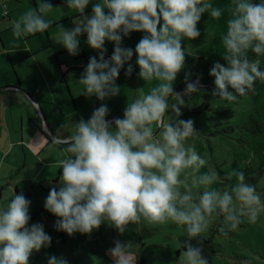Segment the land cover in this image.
<instances>
[{
	"label": "clouds",
	"instance_id": "1",
	"mask_svg": "<svg viewBox=\"0 0 264 264\" xmlns=\"http://www.w3.org/2000/svg\"><path fill=\"white\" fill-rule=\"evenodd\" d=\"M90 4L91 12L85 15ZM54 9L77 14L74 27H60L54 42L75 56L84 35L87 46L97 53L89 57L76 81L82 86L80 94L99 101L119 95L115 81L125 65V76L131 75L134 54L138 78L144 85L157 82L147 92L144 87L135 91L122 118L108 120L109 109L101 104L87 121L71 124L70 136L56 133L51 143L44 138L50 145H68L64 158L57 161L59 183L44 201L45 210L58 218L54 229L68 236L90 235L103 223L123 234L141 221L150 225L172 221L191 240L204 238L216 216L222 215L229 231L245 219L249 224L259 222L264 198L246 182L243 172L230 173L235 182L224 188H213L224 183L217 171L200 173L206 160L189 143L199 133L193 120L180 119L181 110L191 107L185 97L203 94L199 79L186 76L182 92L173 88L191 52L182 42L201 35L197 24L204 13L218 20L223 9L211 0H64L62 7L36 0V8L11 23L13 37L19 40L47 30L51 21L45 15ZM227 11L226 33L221 37L226 63L215 62L209 76L214 78L213 97L236 101L253 91L258 80L264 81L259 60L248 57L249 50L264 56V0H230ZM133 32L144 33L135 48L122 46L123 38ZM106 42L113 44L107 59ZM182 173L191 177L190 183ZM30 205L23 192L14 191L0 205V264H29L34 252L50 247L51 236L43 224L29 223ZM220 231L228 235L223 228ZM184 249L178 264H209L202 247L185 243ZM109 253L114 264H136L128 245L116 242ZM47 264L69 261L51 256Z\"/></svg>",
	"mask_w": 264,
	"mask_h": 264
},
{
	"label": "rangeland",
	"instance_id": "2",
	"mask_svg": "<svg viewBox=\"0 0 264 264\" xmlns=\"http://www.w3.org/2000/svg\"><path fill=\"white\" fill-rule=\"evenodd\" d=\"M58 1L60 0H49L53 7H62L64 0ZM211 2L215 7L223 9V14L218 20H214L204 13L197 24L201 35L194 40L182 42V47L189 46L191 52L185 57L184 68L177 74L173 83L174 89L186 82V76L188 80L203 76L213 79L209 76L212 65L215 62L226 63L221 56L224 53L221 37L226 33L230 0ZM0 3H4L9 12V17L3 18L4 10L0 5V72L5 71L4 74L15 83L17 76L21 85L26 87L22 88L43 103L41 109L48 120V113H52L59 120L65 119V125L70 119L66 112L77 111L80 119L87 121L101 104H106L109 110L120 106L125 108L127 101L116 102L111 97L98 102L94 96L80 94L82 86L76 81L89 57L96 56L97 53L87 46L84 35L80 37V51L75 56H70L54 42L60 27H74L72 20L77 15L74 11L64 9L61 13L54 9L45 15V19L51 21L47 30L16 40L12 34L11 23L23 12L36 8V0H0ZM90 12L91 4L86 8L85 15ZM143 35L142 32L130 33L123 38L122 46L134 49ZM206 37L208 42H205ZM105 48L107 59L112 54L113 44L106 42ZM257 59L264 68V56ZM135 60L134 54L129 63L133 68H138ZM10 62L13 63V69ZM126 68L127 65L122 69ZM63 72L66 73V85L60 83ZM138 72L139 68L133 73L137 77L135 83L139 89L144 87L147 92L156 85V81L144 85V81L138 78ZM125 82L130 84L127 79L121 81V84ZM200 86H203V90L206 88L201 82ZM28 89L37 90L38 93L33 94ZM185 100L191 107L181 110L180 119L193 120L194 128L199 133L189 143L194 144L196 151L206 160L200 173L217 171L224 183L213 185V188H224L235 182V177L229 176L230 173H244L248 168L254 179L258 180L256 190L264 198V81H260L251 95L236 101L212 100L209 103L210 109L201 114H189L201 104L202 98L199 95L192 94L191 98L185 97ZM28 104L35 114L38 109L33 104ZM15 109L16 116H25L23 123L19 121L16 129L18 140L20 135L24 139L26 158L17 150L5 161L0 173V205L11 198L12 191L16 193L14 186L18 184V192H23L31 201L29 223H42L46 233L51 236L50 247H42L39 252H34L29 258V264H47L51 256H62L69 264H114L109 250L115 247L116 242L128 245L129 251L136 256V264H140L141 260L144 264H178L183 256L185 243L202 247V255L209 260V264H264V216L255 224H249L245 219L238 228L231 231L222 215L216 216L209 230L203 234L204 238L191 240L181 226L172 221L162 225H150L141 221L139 224L129 225L123 234L103 223L90 235L74 233L68 236L64 232L56 231L54 223L58 218L45 210L44 201L50 189L59 183L55 181L61 175L57 161L64 158L66 152L60 151L56 145H50L51 142H46V138L27 119L25 109L18 106ZM48 137L52 140L49 135ZM261 169L262 174L258 176ZM181 178L191 182L187 173H182ZM221 228L228 232L227 236L222 234ZM198 241L202 243L198 244Z\"/></svg>",
	"mask_w": 264,
	"mask_h": 264
},
{
	"label": "crops",
	"instance_id": "3",
	"mask_svg": "<svg viewBox=\"0 0 264 264\" xmlns=\"http://www.w3.org/2000/svg\"><path fill=\"white\" fill-rule=\"evenodd\" d=\"M125 70L126 69H121L119 76L115 81V84L118 87H120V89H121V93L119 95L112 97V99L116 102H122V101L131 102L136 97L137 93L135 91L139 89L137 83H135V80L137 79V77L133 73V72L137 71L138 68H133V71H132L130 76H125ZM4 72L3 73L0 72V87L1 86L2 87L3 86L4 87L10 86L7 84L13 85L14 84L13 80L9 76H6V74H4ZM126 79L130 80V84H126V82L121 84V81L124 82ZM194 80H196V79H194ZM22 86L26 89V87L24 85H22ZM28 90L30 92H32L33 94L38 93L37 90H34V89H32V90L28 89ZM97 101L99 102V100H97ZM28 102H29L28 99L25 98V96L18 91H1L0 92V173L2 171V168H3L5 161L15 151L19 150L20 152L23 153V155L25 157V152H24L25 151L24 150L25 144L23 143L24 139H23V137H21L22 135H20V137H19L20 139L18 140L19 135H17L18 131L16 129L19 121L21 124L23 123L25 116H23L22 114L16 116L15 115V111H16L15 108L18 106L20 108L25 109V113H26L25 115H26L27 119H29L30 114L28 111L30 110V106H29ZM37 102H38V104L40 103L41 106L43 105L42 102H39V101H37ZM120 111H124V108H122L121 106L116 107L113 110L110 109L107 119L112 120V118L116 117ZM74 112L76 113V115L73 114ZM66 115H68L70 117V119H69L67 124L61 125V124H58L59 119L57 118V116L55 114L48 113V116L50 119L49 122L51 124V130H52L54 136L56 135V133L63 134L64 136H70L72 134V131H73L71 124L79 122L80 117L77 114V111H73V112L67 111ZM47 141H48V139H47ZM59 146L60 147H57V148L60 151H64L68 145L64 144V145H59ZM59 178H60V176L55 181L59 182ZM14 190L17 191L16 193L19 194L18 184H16L14 186Z\"/></svg>",
	"mask_w": 264,
	"mask_h": 264
},
{
	"label": "trees",
	"instance_id": "4",
	"mask_svg": "<svg viewBox=\"0 0 264 264\" xmlns=\"http://www.w3.org/2000/svg\"><path fill=\"white\" fill-rule=\"evenodd\" d=\"M256 2H257V0H255ZM58 2H61V0L60 1H58ZM0 5L1 6H3V18H5V17H9V12L7 11V6L4 4V3H0ZM248 57L250 58V59H252V60H257V57L255 56V54L254 53H252L251 52V50H249V52H248ZM10 65H11V67H12V69H13V63H11L10 62ZM262 68V67H261ZM15 73V72H14ZM205 74V73H204ZM16 75V74H15ZM65 78H66V73H61V76H60V83L61 84H65L66 85V80H65ZM16 79H17V83H15L14 82V84H16V85H19V86H21L22 87V85H21V83L19 82V80H18V78H17V76H16ZM214 79V78H213ZM213 79H208V77H206V76H203V77H200L199 78V80H200V82L202 83V84H204L205 86H206V88L203 90L202 89V92H203V94L200 96V98H202V102H201V104L198 106V107H196L195 109H193V110H191L190 112H189V114L191 113V114H201V113H204V112H206V111H208L210 108H209V103L212 101V100H214V99H219V98H216V97H213L212 95H211V92H212V90L214 89V87H211V86H214V84H213ZM260 83V81L258 80L256 83H255V86H254V89H253V91H251L250 93H248L246 96H248V95H251L253 92H254V90H255V88L257 87V85ZM13 84V85H14ZM7 85H11V84H7ZM4 87V86H3ZM3 87H1V88H3ZM6 87V86H5ZM203 88V87H202ZM209 90V91H207V90ZM206 90V91H205ZM230 91H231V89H229ZM71 100H72V102H74V100L71 98ZM41 106V105H40ZM29 112V114H30V118H29V120L31 121V123L39 130V133L42 135V136H44L46 139H48V141L49 142H51V140H50V138L48 137V135H47V133L45 132V131H43L41 128H42V123H41V119H40V117L38 116V112L36 111L35 112V114H33L32 113V111H31V109L28 111ZM74 115H76V113L74 112L73 113ZM64 120L65 119H61V120H59L60 122L58 123V124H61V125H63L64 123ZM68 123V122H67ZM57 147H60V146H57ZM244 174H245V177H246V180H247V183H250L249 181H251V184L252 185H254V186H256V183H257V181H256V179H254V177L252 176V171L250 170V169H245V171H244ZM262 174V169L260 170V172L258 173V176H260ZM251 179V180H250ZM17 192V191H16ZM27 199L29 198V197H26ZM140 264H144V261L143 260H141L140 261Z\"/></svg>",
	"mask_w": 264,
	"mask_h": 264
},
{
	"label": "water",
	"instance_id": "5",
	"mask_svg": "<svg viewBox=\"0 0 264 264\" xmlns=\"http://www.w3.org/2000/svg\"><path fill=\"white\" fill-rule=\"evenodd\" d=\"M254 3H256L255 0H253ZM194 81V80H192ZM186 82L180 84L179 86H177L174 91H179L181 89H183L185 87ZM1 91H18L20 93H22L24 96H26V98L28 99V101L33 104L34 106H36L38 108V116L41 119V123H42V128H44L45 132L47 133V135H49L51 137V139L54 137V134L51 130V124L49 122V120L47 119L46 115L44 114V112L41 109L40 103L38 104L36 98L30 94L28 91L24 90L21 86L19 85H10V86H6L0 89ZM116 118H112V120H114ZM80 121V119H79Z\"/></svg>",
	"mask_w": 264,
	"mask_h": 264
},
{
	"label": "flooded vegetation",
	"instance_id": "6",
	"mask_svg": "<svg viewBox=\"0 0 264 264\" xmlns=\"http://www.w3.org/2000/svg\"><path fill=\"white\" fill-rule=\"evenodd\" d=\"M200 81V80H199ZM203 85V84H202ZM205 86V85H204ZM201 87V89H203L202 87L203 86H200ZM214 87H215V85H214ZM123 117V111H120L118 114H117V116L116 117H114V118H122Z\"/></svg>",
	"mask_w": 264,
	"mask_h": 264
}]
</instances>
